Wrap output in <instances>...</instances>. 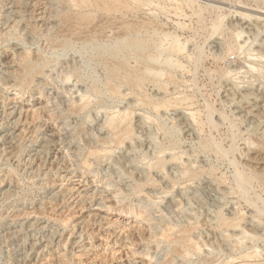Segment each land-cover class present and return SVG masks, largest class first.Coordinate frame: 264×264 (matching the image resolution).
Listing matches in <instances>:
<instances>
[{
    "label": "rangeland",
    "instance_id": "374dc122",
    "mask_svg": "<svg viewBox=\"0 0 264 264\" xmlns=\"http://www.w3.org/2000/svg\"><path fill=\"white\" fill-rule=\"evenodd\" d=\"M168 1L153 0L152 6L141 7L138 13L125 16L127 20L142 21L144 18L158 23L165 28L164 35L169 34V39H166L168 42H164L166 45L171 39L179 37L182 45L186 46V52L173 58L178 69L173 73L175 84L169 82L168 76L163 73L165 77H161L160 82L155 83L153 79L146 82L149 90L145 85L140 89L143 91L138 89L132 92L133 96L134 93L139 96L134 99L135 96H131L133 90L127 85L124 87L118 83L121 91L119 95L108 91L106 80L110 68L95 54L92 45L70 37L54 35L55 30L52 27L56 23L59 25L63 13L68 12L65 3L60 4L52 0H0V264H205L209 261L210 264L213 261V264H248L243 260H246L245 257L248 258L250 253L256 255V251L264 252V216L257 214L252 206H248L236 189V170L231 163L236 156L223 158L213 148L204 147L211 142L227 146L231 144L230 140L236 137L238 145L235 155H240L241 149L248 148L245 137L256 140L264 135V118L259 117L263 114L260 109L264 108V98H255L258 93L264 95L263 79L254 77H258V74L255 75L253 71L248 73L246 69L249 68H242L247 66L251 60L249 58H252L257 60L253 65L256 66L255 69L261 72L262 68L264 73V48L261 47L264 32H258L257 28L263 27V24H256L264 19V2L178 0L181 7L177 0ZM160 7L164 8L163 11ZM213 7L224 8L226 26L205 42L211 22L221 13ZM56 8H59L58 15L52 16L51 10ZM72 10L78 11L77 8ZM246 10L250 15H255L254 18L261 20L254 19L255 22L244 25L246 30H249H245L247 33L239 40L243 44V48L239 50L227 24L232 19L235 21L241 12L246 14ZM93 13L98 15L95 10ZM9 16L11 19L8 21L6 17ZM153 34L151 31L143 33L147 37ZM103 44L109 45L111 42L106 40ZM220 45L223 52L233 47L238 49L235 48L222 61L219 59L221 51H217L221 48ZM216 46L220 47L216 49ZM200 48L204 54L199 60ZM256 51L263 52L259 58ZM133 58L129 60V68L136 65ZM27 61L46 64L44 73L35 75L28 82V86L23 77ZM69 63H72L73 67ZM233 69L234 73L224 75L225 71L232 72ZM70 70H74L78 77H73V82H66ZM235 71H238V74ZM235 78H239L237 82H242L240 89H234L233 84L226 87L224 81L227 80L230 84V80ZM250 82L254 83V86L250 87L253 88L251 91L246 88ZM165 85H168L167 88ZM76 87L82 92L78 93ZM231 87L234 92L236 90L235 98L246 92L253 93L252 102L247 101V106L245 101L243 102L246 110L243 107V110L238 109L236 103H229L233 99L230 97L233 93ZM145 88L148 91L144 90ZM68 89L69 94L65 95V90ZM60 94L66 97L64 106L58 105L59 99L56 98ZM146 95L151 99L155 97L149 100L153 102L186 100L179 102V107L183 105L180 108L169 107L167 112L162 108L164 110L159 109L158 113L153 107L143 106L142 100H145ZM190 103L192 107L188 105ZM139 104H142V107ZM256 104H259V107H256ZM209 106L214 110L211 111L214 113L213 118L217 119L216 122L219 120L217 128L210 129L207 124ZM70 107L84 109L79 114L72 115ZM246 107L253 113L249 114ZM129 114H132L130 119L132 118L133 134L121 146L111 144L110 142L115 140V134L109 130L107 123L120 117L125 118ZM183 114L190 117L189 120L196 127H193L194 139L185 128L186 124L179 126ZM220 114H225L229 120L221 119ZM232 114H236L241 120L232 123ZM191 116H195V120ZM201 120L205 126L199 133ZM99 125L103 133L101 135L94 132V127L98 129ZM91 132H94V135ZM88 135L90 138L101 136V142L96 138L93 142ZM170 137L178 141L179 147L159 153L158 147L167 146ZM84 140L85 143L92 141V146L84 144ZM102 141L107 144L103 145ZM92 152L97 156L92 155ZM262 157L255 162L257 167H264V156ZM172 158L176 159L171 160ZM159 160L166 162L164 171L156 169ZM90 163L92 165L89 168ZM199 168L204 171L201 172L202 177L190 181L187 172L200 173ZM241 168L246 171L242 166ZM213 170L214 174L210 179V172ZM127 173L132 174V177ZM157 174L159 177H156ZM217 177L224 179L225 183H221L218 190L215 188L217 182L214 183ZM254 185L251 197L255 198V192H262L264 200V188L259 187L257 183ZM234 190L236 194L232 192ZM263 203H260L262 207ZM235 214L236 218H244L239 227H218L217 216L232 219ZM254 225L263 227L262 231L249 235ZM184 226L194 229L192 235H204V240H208L213 246H198L195 251H189L177 244L174 237ZM156 227L159 230L158 237L151 235ZM169 227L172 230L169 231ZM243 228L249 230L246 232L247 229ZM165 229H168L167 233L174 241L162 238ZM224 235H228V238ZM200 247L202 249H198ZM174 250H183L182 253L185 251L183 255L188 254L187 259L182 258L183 256L177 258L179 256ZM263 255L260 257L257 254L258 259H247L246 262L264 264Z\"/></svg>",
    "mask_w": 264,
    "mask_h": 264
},
{
    "label": "bare ground",
    "instance_id": "6f19581e",
    "mask_svg": "<svg viewBox=\"0 0 264 264\" xmlns=\"http://www.w3.org/2000/svg\"><path fill=\"white\" fill-rule=\"evenodd\" d=\"M49 1V0H48ZM52 1H57L59 2L60 4L61 3H65L67 8L68 9V12L67 13H63V16H62V19H61V22L59 23V25L56 23V25H54L52 27V29H54V35L55 36H58V37H65V38H72L74 40H77V41H83L84 43H87L88 45H92L94 47V50H95V54L99 56V59L105 64L107 65L110 69H109V76L107 78V82H106V85H107V89L109 92H111L112 94H120L121 91H120V88L118 86V83L119 84H122V86L124 85H127L131 90V93L136 91V90H140L141 88H143L145 85H146V82H149L151 81V79H153L152 81H154L155 83H158L160 82L161 80V77H167L168 76V80L169 82H174V76H173V73H174V70L177 69V63L175 64L173 62V58L178 56V55H181L184 53V51L186 52L185 48L186 46L184 47L182 45V43L180 42L179 40V37H175L173 39L170 40V42L168 43V45H166V43H164L166 41V39H169V34H165V28L161 25H159L158 23H155L149 19H144L142 18L143 20L140 21V20H135V21H132V20H127L125 19V16H127L128 14H134V13H138L142 8L144 7H148V6H152V2L153 0H52ZM161 2L162 1H165V0H160ZM168 1V0H166ZM178 1V0H177ZM176 1V2H177ZM213 1V0H211ZM261 1V0H260ZM158 2V1H157ZM170 2V0L168 1ZM174 2V1H173ZM180 1H178L177 3H179ZM204 2V1H203ZM217 2V1H216ZM264 2V0L262 1V3ZM206 3V2H205ZM53 4V3H52ZM55 4V2H54ZM53 4V5H54ZM180 4V3H179ZM210 4V3H209ZM221 4V3H220ZM51 5V4H50ZM52 5V7H54ZM155 5V4H154ZM157 5V3H156ZM178 5V4H177ZM181 5V4H180ZM213 5H216V4H213ZM223 5V4H222ZM56 6V5H55ZM158 6V5H157ZM170 6V5H169ZM188 6V5H187ZM220 6V5H219ZM226 6V5H225ZM231 6V5H230ZM242 6V5H240ZM182 7V5H181ZM180 7V8H181ZM222 7V6H221ZM221 7H213V9H216V10H220V15H217V18L215 20H213L211 22V28L208 29V33H207V36H205V42H207L211 37H213L215 34H218L220 31H222L224 29V27L226 26V24L224 23V20H225V14L223 12L224 8H221ZM224 7V6H223ZM245 7V6H244ZM247 7V6H246ZM72 8H77L78 11L77 12H74L72 10ZM155 8V6H154ZM161 10L163 11V7H160ZM163 8V9H162ZM167 8V7H166ZM179 8V11H181ZM227 8V7H226ZM225 8V9H226ZM236 8V6H235ZM59 8H56L54 10H51L53 12L52 16L54 15H58L57 14V10ZM64 9V7H63ZM63 9L61 12H63ZM178 9V8H177ZM184 9V8H182ZM202 9V8H201ZM232 9V8H231ZM93 10L97 11L98 15H94L95 13H93ZM156 10V9H155ZM189 10V9H188ZM192 10V9H191ZM238 10V9H237ZM243 10V9H242ZM240 10V11H242ZM259 10V9H258ZM165 11V10H164ZM175 11V10H174ZM177 11V10H176ZM225 11V10H224ZM247 11V10H246ZM245 11V12H246ZM143 12V11H142ZM158 12H159V9H158ZM172 12V11H171ZM219 12V11H218ZM236 12V11H234ZM248 12V11H247ZM246 14L244 13H240L239 16H236V20L234 21L233 19L231 21H229V23L227 24L228 27L231 29V34H232V39H234V42H235V45L238 46L239 50L243 48V44L239 41L240 39H243L244 37V34L247 33L246 31V28L244 27V25L248 24L249 22H255L256 20H261V18H254L255 15H250L249 12ZM153 13V12H152ZM156 13V12H155ZM185 13V12H184ZM194 13V12H193ZM239 13V12H237ZM148 14V13H147ZM157 14V13H156ZM182 14V13H181ZM234 14V13H233ZM141 15V14H140ZM230 15V13H229ZM131 16V15H130ZM183 16V15H181ZM186 16V15H185ZM142 17V16H141ZM139 17V18H141ZM160 17V16H158ZM258 17V16H256ZM260 17V16H259ZM8 19V21L11 19L10 16L9 18L6 17ZM52 18V17H51ZM182 18V17H181ZM235 18V17H234ZM256 19V20H254ZM153 20V19H152ZM186 24V23H185ZM257 25L259 24H263V27H257L258 28V32L260 31L261 33L264 32V19L263 21L260 23V22H257L256 23ZM180 25V24H179ZM182 25V23H181ZM232 26V27H231ZM168 27V26H167ZM187 27V26H186ZM256 27V26H255ZM233 28V29H232ZM254 28V27H253ZM51 29V30H52ZM246 30V31H245ZM154 32V34L150 37H147V36H144L143 33L146 32ZM252 31V30H251ZM256 31V30H255ZM252 33V32H251ZM258 34V33H257ZM163 35V36H162ZM250 35V34H249ZM256 35V34H255ZM259 35V34H258ZM161 36V37H159ZM172 36V35H170ZM177 36V35H176ZM260 36V35H259ZM168 37V38H167ZM173 37V36H172ZM171 37V38H172ZM106 40H110L111 44L109 45H106V44H103ZM218 40V39H217ZM249 40V38H248ZM220 41V40H219ZM222 41V40H221ZM242 41V40H241ZM168 42V41H166ZM243 42V41H242ZM262 44H261V47L264 48V40H261ZM77 43V42H76ZM232 43V42H231ZM245 43H246V40H245ZM220 44V43H219ZM254 44V43H253ZM67 45H70V44H67ZM186 45V44H185ZM212 45V44H211ZM218 45V44H217ZM229 45V44H227ZM231 45V44H230ZM251 45V44H250ZM221 46V45H220ZM220 46H216V49ZM253 46V45H252ZM196 47V46H195ZM229 48V47H228ZM236 47H233V48H229L228 51H224L223 52V48L221 46V48H218V52L221 51V54H220V57L219 59H221L223 61V59H226L228 55H230V53L232 51H234ZM236 48V49H238ZM245 48V47H244ZM85 49V48H84ZM253 49V48H252ZM260 49V48H259ZM89 50V48H88ZM215 50V49H214ZM226 50V49H225ZM216 51V52H217ZM255 51V50H254ZM263 51V49H262ZM262 51H256L257 52V56L258 58L260 57V55H262ZM80 52V51H79ZM212 52V51H211ZM217 52V53H218ZM199 60L202 59V56L204 54V52L202 51V49L200 48L199 50ZM210 53V52H209ZM243 53V52H242ZM247 53V52H246ZM212 54V53H211ZM215 54V53H214ZM264 54V53H263ZM184 56V55H182ZM244 56V55H243ZM246 56V54H245ZM256 56V55H254ZM253 56V57H254ZM131 57H134V61L136 63V65H133L135 66L134 68H129V60L131 59ZM193 57V56H192ZM210 57V56H209ZM215 57V55H214ZM264 57V56H263ZM262 57V59H263ZM34 58V57H33ZM244 58V57H243ZM96 59V58H95ZM176 59V58H175ZM216 59V58H213V60ZM251 59L250 61H248V67L245 65L244 67L242 68H249V69H246L248 70L247 72L250 73V71H253V73H257L258 74V77L257 76H254L256 77L258 80L259 79H263V86H264V73L262 72V68H261V72L258 71V69H255L256 66H253L255 63V59H252V58H249ZM261 59V60H262ZM34 60V59H33ZM260 60V59H259ZM41 61V60H40ZM133 61V62H134ZM176 61V60H175ZM73 62V61H72ZM132 62V61H130ZM228 62V61H227ZM40 63V62H39ZM91 63V62H90ZM181 63V62H180ZM70 64V63H69ZM68 65V63H67ZM72 66V63L70 64ZM205 65V64H204ZM208 65V63H207ZM242 65V64H241ZM259 65V64H258ZM178 66H180L178 64ZM215 66V65H214ZM221 66V65H220ZM44 67H46V64L44 62L38 64V63H34V62H30V61H27L24 65V72H25V75L23 76L24 77V80L25 82L27 83V86L29 85V81L35 76V75H42L44 73ZM70 66L68 65V68ZM73 67V66H72ZM184 67V66H183ZM67 68V69H68ZM90 68V67H88ZM239 69V68H238ZM92 70V69H91ZM178 70V69H177ZM230 70V69H229ZM260 70V69H259ZM203 71V70H202ZM231 71V70H230ZM245 71V69H244ZM256 71V72H254ZM237 72L236 74H238V71H235ZM241 72V71H240ZM247 72L245 74H247ZM163 73H166L165 76H163L162 74ZM206 73V72H205ZM232 73H234V69L232 72H226L225 71V74L224 75H231ZM192 74V73H191ZM241 74V73H239ZM255 74V75H257ZM235 75V74H234ZM94 76V75H93ZM152 76V77H150ZM237 76H240V75H237ZM242 76V75H241ZM73 77H78V74L74 71V70H70L69 72V75L67 76L66 78V82H71ZM233 77V76H232ZM236 77V76H235ZM244 77V75H243ZM176 78V76H175ZM247 78V76H246ZM245 78V79H246ZM253 78V77H252ZM104 79V78H103ZM166 79V80H167ZM239 79V78H238ZM238 79H231L230 80V84L229 82L224 81V83H226V87L229 86V85H232L235 89V87H237V89H240V84H242V82H237ZM65 80V79H64ZM164 80V79H163ZM250 80V79H249ZM252 80V79H251ZM256 80V79H255ZM75 81V80H73ZM72 81V82H73ZM79 81V80H78ZM100 81V80H99ZM118 81V82H117ZM180 81V80H178ZM176 81V82H178ZM9 82V81H8ZM7 82V83H8ZM32 82V81H31ZM95 82H97L95 80ZM101 82V81H100ZM102 82H105V81H102ZM223 82V81H222ZM261 82V81H260ZM6 83V82H5ZM166 83V82H165ZM168 83V82H167ZM223 83V84H224ZM256 83V82H255ZM262 83V82H261ZM260 83V84H261ZM70 84V83H69ZM149 84V83H148ZM170 84V83H169ZM175 84V82H174ZM222 84V83H221ZM254 83H249V85L246 87L249 89V91H251L253 88H250L253 85ZM160 88H162V84H158ZM245 84H243L244 86ZM75 86V85H74ZM102 86V84H101ZM121 86V88H122ZM166 86V85H165ZM168 86V85H167ZM166 86V88H167ZM178 86V85H177ZM16 87V86H15ZM18 87V86H17ZM25 88L24 86H21V88ZM80 87V86H79ZM97 87V86H96ZM147 87V85H146ZM149 87V86H148ZM147 87V88H148ZM175 87V86H174ZM222 87V86H221ZM242 87V86H241ZM20 88V87H19ZM72 88V87H70ZM77 88V87H76ZM81 88V87H80ZM177 88V87H176ZM223 88V87H222ZM225 88V87H224ZM232 88V87H231ZM260 88V87H259ZM78 89V88H77ZM152 89V88H151ZM163 89H164V86H163ZM162 89V90H163ZM226 89V88H225ZM224 89V90H225ZM234 89L232 88L231 91H233V93H231L230 97L232 96L233 99L231 100V102H229L230 104L231 103H236L238 104L239 107H237L238 109H242L243 108L245 109V107H243V102L245 101V104L247 101H251L252 99V96H253V93L252 94H249L246 92V94H237L239 95L238 98H235L236 96V90L234 92ZM247 89V90H248ZM264 89V88H263ZM24 90V89H23ZM146 90V88L144 89ZM149 90V88H148ZM146 90V91H148ZM156 90V89H155ZM175 90V89H174ZM229 90V89H228ZM246 90V89H245ZM244 90V91H245ZM69 89L68 90H65V95L69 94ZM129 91V92H130ZM140 91H143V90H140ZM165 91V90H164ZM172 91V90H170ZM243 91V90H242ZM254 91V90H253ZM78 93H81L82 90H79L77 91ZM75 92V93H77ZM104 92V91H103ZM152 92V91H151ZM155 92V91H154ZM166 92V91H165ZM200 92V91H199ZM227 92V91H226ZM241 92V91H240ZM71 93V92H70ZM110 93V94H111ZM126 93V92H124ZM122 93V97H123V94ZM139 93V92H138ZM157 93V91L155 92ZM257 93V92H256ZM109 94V93H108ZM135 97L133 96V93L131 96L135 98H139V96L134 93ZM229 94V93H228ZM263 93H258V94H254L255 95V98H257V100L259 98H264V95L262 96ZM65 95L63 94H60L57 95V98L56 99H59V103L58 105H63L66 104L65 101H66V97ZM81 95V94H80ZM126 96H129V94H125ZM124 95V97H126ZM159 95V94H158ZM194 95V94H193ZM83 96V94H82ZM85 96V95H84ZM83 96V97H84ZM147 96V95H146ZM145 96V100H142L144 103H143V106L144 107H147V106H150V107H153L154 110L156 109V111L159 113L160 111L164 110L162 108H165V111L166 109H168L169 107H172V108H180L182 106L179 107V105H181L180 103L182 101H178V100H169V101H163V102H158V101H149L151 99V97H148V99L146 98ZM228 96V95H227ZM83 97H82V100H83ZM86 97V96H85ZM84 97V98H85ZM121 97V95H120ZM141 97V96H140ZM231 97V98H232ZM241 97V98H240ZM118 98V97H117ZM153 98L155 99V97H152L151 100H153ZM241 99V101H239L238 99ZM141 99V98H140ZM143 99H144V96H143ZM158 99V98H157ZM167 99V98H166ZM193 99V98H192ZM190 99V100H192ZM90 100V99H89ZM181 100V99H180ZM184 101L186 99H183ZM188 100V99H187ZM189 100V102H190ZM195 100V99H193ZM227 100V98H226ZM225 100V101H226ZM88 101V100H87ZM183 101V102H184ZM238 101V102H236ZM67 102V101H66ZM141 103V101H138ZM180 102V103H179ZM182 102V103H183ZM193 102V101H192ZM252 102V101H251ZM250 102V103H251ZM94 103V102H93ZM187 103V102H186ZM194 103V102H193ZM228 103V104H229ZM192 103L188 104V105H191ZM249 104V103H248ZM78 105V104H77ZM84 105V104H83ZM91 105V104H90ZM135 105V104H134ZM187 105V107H188ZM261 105V104H260ZM263 105V104H262ZM87 106V104H86ZM140 106V104H139ZM178 106V107H177ZM225 106H226V103H225ZM245 106V105H244ZM247 106V104H246ZM256 107H259V104H256L255 105ZM133 107V106H132ZM142 107V104L141 106ZM143 107V108H144ZM190 107V106H189ZM192 107V105H191ZM243 107V108H242ZM261 107V106H260ZM71 108V107H70ZM152 108V109H153ZM184 108V107H183ZM185 108H186V105H185ZM217 108V107H216ZM235 108V107H234ZM247 108V107H246ZM84 108L83 107H76L75 109H72L71 108V113L70 114H79ZM86 109V108H85ZM132 109V108H131ZM145 109V108H144ZM148 109H150L148 107ZM159 109H161L160 111H158ZM209 109H210V112L208 113L207 115V124L210 126V129L211 128H217V125L219 124L218 121L216 122V120L213 118V115L214 113L212 114V110L213 108L211 106H209ZM249 110V108H247ZM255 109V108H253ZM252 109V110H253ZM263 109V110H262ZM262 109H260L261 111H263V114L259 115L262 116L261 118H264V108L262 107ZM199 110V109H198ZM221 110V109H220ZM237 110V109H236ZM246 110V109H245ZM258 110V109H257ZM186 111V110H185ZM214 111V110H213ZM235 111V110H234ZM132 112V114L134 113L133 111H130V113ZM167 112V111H166ZM169 112V111H168ZM195 112V111H194ZM201 112V111H199ZM233 112V111H231ZM249 114L253 113V111H251V109L249 111H247ZM129 113V112H127ZM185 113V112H184ZM192 113V112H191ZM132 114H129L127 115L125 118H117V119H114V120H110V122H108V127H109V130L111 129L112 133L115 134L112 135L115 137V140H113L112 142H110L111 144L112 143H115L117 146H121V144H125V140L129 137H131V135L133 134V128H132V118L130 119V117L132 116ZM190 114V113H189ZM194 114V113H193ZM246 114V113H245ZM255 114V113H254ZM99 115V114H98ZM125 115H126V112H125ZM181 115V113H180ZM184 115V116H183ZM182 117L180 118V123H179V126L181 124V127H182V124H186L185 128L188 129V132L190 136H192V138L194 137L195 138V132H193V129H195L196 127L192 125V122L189 120V118L187 116H185V114H183ZM202 115V114H201ZM233 115V114H232ZM243 115V114H241ZM247 115V114H246ZM245 115V116H246ZM257 115V114H256ZM82 116V115H81ZM129 116V117H128ZM165 116V115H164ZM221 116V114H220ZM244 116V115H243ZM242 116V117H243ZM248 116V115H247ZM96 117V116H95ZM94 117V118H95ZM194 117L195 116H191ZM223 120H229V117H227L225 114H223L221 116ZM233 119L232 120L233 122L232 123H236L238 121H240L241 119H239L237 117L236 114L233 115ZM199 118V117H198ZM179 120V119H178ZM195 120V119H194ZM200 120V119H199ZM260 120V119H259ZM264 120V119H263ZM97 121V120H96ZM109 121V120H108ZM203 120H201L199 123H200V126H201V129L199 131V133H201L204 129V123L202 122ZM89 122V121H88ZM196 122V121H195ZM258 122V121H257ZM256 122V123H257ZM261 122V121H260ZM141 123V122H140ZM247 123V122H246ZM242 124V123H241ZM253 124V123H252ZM198 125V124H197ZM258 125V124H257ZM102 126V125H101ZM134 126V125H133ZM195 127V128H193ZM251 127V126H250ZM249 127V128H250ZM184 128V129H185ZM200 128V127H199ZM235 128V127H234ZM183 129V128H182ZM248 128H246L247 130ZM108 130V131H109ZM140 130V128H139ZM162 130V129H161ZM214 130V129H213ZM245 130V131H246ZM257 130V129H256ZM262 130V129H261ZM191 131H192V134H191ZM196 131V130H195ZM82 132V131H81ZM90 132V131H89ZM88 132V133H89ZM94 132H96V134H103L102 133V130H101V127L99 125V128L97 129L96 127H94ZM94 132L92 133L94 135ZM198 132V131H197ZM206 132V131H205ZM204 132V133H205ZM213 131H211L212 133ZM238 132V131H237ZM236 132V133H237ZM87 133V132H85ZM105 133V132H104ZM233 135H234V132H232ZM249 133V132H247ZM84 134V133H83ZM153 134V133H151ZM156 134V133H155ZM197 134V133H196ZM244 134V132H243ZM89 135H91L89 133ZM88 135V136H89ZM81 136V135H79ZM157 136V135H156ZM231 136V134H230ZM101 136H95L93 138H90L89 136V139H91L93 142H95V138L98 140V142H101V139H100ZM152 137V136H151ZM169 137V136H168ZM174 137V136H173ZM200 137V136H199ZM198 137V138H199ZM248 137V136H247ZM247 137H245V144L248 146V148L246 149H241V152H240V155L239 153H237V155H235L236 151H237V138L234 137L231 141V144H227L226 145H223V144H219V143H216V142H210L209 144H206L204 147L205 148H213L217 154H219L221 157L223 158H228L230 156H236L233 161L231 162L232 165L235 167V170H236V175H235V181H236V186L238 189L237 191L239 192V194L241 195V197H243L245 199L244 202H246L248 204V206H252L255 210H256V213L257 214H261L262 216H264V207H262V205L260 204L261 202H264V200L262 199L263 195H262V192L261 193H257L255 192L254 190V194H255V198L254 197H251V191L254 189V184L257 183L259 185V187L261 188H264V167H257L255 165V162L257 160H259L260 158H263L262 156H264V135L260 137V139H256L255 138H249L247 139ZM259 137V136H258ZM5 138V137H4ZM171 140L169 141V144L167 146L165 145H162L160 147H158V152L159 153H165L166 151L168 152V150H175L179 147V143L178 141L172 137H170ZM188 138H191V137H188ZM193 138V139H194ZM154 139V138H153ZM192 139V140H193ZM44 140V139H43ZM46 140V139H45ZM111 140V139H110ZM168 140V139H167ZM48 141V140H47ZM82 141H83V136H82ZM91 141V143H92ZM133 141V139H132ZM242 141V139H241ZM103 142V145L107 144L105 141H102ZM149 142V141H148ZM91 143H85V140H84V144H88V146H92ZM150 143H152L150 141ZM149 143V144H150ZM244 143V142H242ZM165 144V143H164ZM228 145H229V148H228ZM147 146V145H146ZM153 146V144H152ZM246 146V147H247ZM227 147V148H226ZM241 147V146H240ZM130 148V147H129ZM240 149V148H239ZM48 150V149H47ZM99 150V149H98ZM179 150V149H178ZM96 151V150H95ZM94 151V152H95ZM92 152L91 154L94 155V156H97L96 153ZM99 152V151H97ZM173 152V151H172ZM213 152V151H212ZM90 154V155H91ZM216 154V155H217ZM160 155V154H159ZM239 155V156H238ZM39 156V155H38ZM93 157V156H92ZM176 157V156H175ZM176 159V158H175ZM174 158H172L171 160H175ZM178 159V158H177ZM230 159V158H229ZM219 160V159H218ZM228 160V159H227ZM194 162V161H193ZM192 162V163H193ZM196 162V161H195ZM101 163V162H100ZM120 163V162H119ZM197 163V162H196ZM201 164V163H199ZM199 164L195 165V164H191L192 166H198ZM230 164V163H229ZM92 165V163H90L88 166L90 168V166ZM189 165V164H188ZM200 166V165H199ZM198 166V167H199ZM241 166L246 170V171H243ZM204 167V166H203ZM166 168V162L162 161V160H159L156 164V169H159V171H164L163 169ZM189 168V167H187ZM191 168V167H190ZM193 168V167H192ZM171 169V168H170ZM201 169V168H199ZM213 169V168H212ZM211 169V170H212ZM234 169V168H233ZM202 170V169H201ZM200 170V173L199 171L198 172H187L188 173V179L191 181L193 180H196V179H199L202 177V174L201 172L203 173L204 171ZM158 173V172H157ZM186 173V172H185ZM184 173V174H185ZM186 173V174H187ZM126 174V173H125ZM128 174V173H127ZM214 174V170L210 172V179L212 178L211 176ZM128 175H131L132 177V174H128ZM209 175V174H208ZM217 175V174H216ZM219 175V174H218ZM185 176V175H184ZM135 177V176H133ZM156 177H159V174H157ZM216 177V176H215ZM213 177V178H215ZM221 177V176H219ZM139 178V177H138ZM143 178V177H142ZM140 178L139 180L141 181ZM218 178V177H217ZM216 180L214 179V183H216L217 185L215 186V188H220L221 187V183L223 184L224 183V179L222 180L221 178H218ZM209 178H207L208 180ZM137 182L139 181L138 179H136ZM203 180V179H202ZM206 180V179H205ZM139 181V182H140ZM142 182V181H141ZM189 182V181H188ZM227 182V181H226ZM209 183V182H208ZM213 183V185H214ZM140 184V183H139ZM225 184V183H224ZM172 185V184H171ZM211 185V183H210ZM174 186V185H173ZM227 186V185H226ZM172 187V186H171ZM173 188V187H172ZM204 188V187H203ZM207 188V187H206ZM210 188V187H209ZM138 189V188H137ZM230 189V188H229ZM232 189V188H231ZM207 190V189H205ZM213 190V189H212ZM220 190V189H219ZM223 190V189H222ZM233 190V189H232ZM264 190V189H263ZM227 191V190H226ZM219 192V191H218ZM223 192V191H222ZM234 192L235 194L237 192L232 191ZM253 192V191H252ZM181 193V191H180ZM179 193V194H180ZM214 193V192H213ZM229 193V192H227ZM225 193V194H227ZM181 195V194H180ZM183 195H185L183 193ZM182 198V197H181ZM239 198V197H238ZM263 200V201H262ZM261 201V202H260ZM172 203V201H171ZM170 203V204H171ZM264 204V203H263ZM175 205V204H174ZM172 206H173V203H172ZM148 207V206H147ZM173 208V207H172ZM150 211V210H149ZM254 214V213H252ZM256 214V215H257ZM235 217L234 218H230V219H224L223 217H216V219L218 218V227L220 229H223V227L225 228L226 226L228 227H231V229L233 228H237L240 226V223L241 221H243V217H239V218H236L237 217V214L234 215ZM256 218V216H254ZM258 217V216H257ZM260 217V216H259ZM263 218V217H262ZM200 221V220H199ZM231 221V222H230ZM237 222V223H235ZM187 223V222H186ZM205 224V223H204ZM170 226V225H169ZM187 226V225H185ZM185 226L183 228H181L178 233L176 232V234H180V236H177L175 235L174 237V240L177 241V244L179 243V245L183 246V247H186L187 250L189 251H195V249L198 247V246H202V248L205 246V247H212L213 244H211L208 240L205 241L204 239V235H192L194 229L193 228H185ZM192 226V225H191ZM168 227V226H167ZM166 227V228H167ZM171 227V226H170ZM169 227V231H170V228ZM242 227V226H241ZM154 227H152L153 229ZM173 228V227H172ZM195 228V227H194ZM218 228V229H219ZM263 228V227H261ZM260 228V226L258 225H254L253 228H251L250 230V233L249 235L252 233H255L257 234L258 232H260V230L262 231V229ZM158 228L156 227V229H154V232L153 230L151 231V233L153 232V236H157L159 233L157 230ZM175 229V228H174ZM173 229V230H174ZM243 229H247V228H243ZM165 231L163 232H160L162 234V238H164L166 241L169 239L170 241H174L173 240V237L171 239V236L167 233V230L168 229H165ZM172 230V229H171ZM228 230V229H226ZM249 229L246 230V232L248 231ZM168 231V232H169ZM223 232L225 230H222ZM226 232V231H225ZM229 232V230L227 231ZM244 232V231H242ZM224 234V233H223ZM159 235V236H160ZM168 235V236H167ZM247 235V234H245ZM170 236V238H169ZM196 236V237H195ZM228 236V235H227ZM227 236L224 235V237L226 238ZM253 237H255L254 235H252ZM152 236H150L151 238ZM158 237V236H157ZM222 237V235H221ZM250 237V236H249ZM228 238V237H227ZM247 238V237H246ZM252 239V237H250ZM264 238V237H263ZM231 239V238H230ZM249 239V238H248ZM254 239V238H253ZM252 239V240H253ZM261 239V238H260ZM168 240V241H169ZM220 240V238H219ZM226 240V239H225ZM251 240V241H252ZM197 241V242H196ZM217 241V240H216ZM229 241V240H228ZM250 241V239H249ZM250 241V242H251ZM42 242V240H41ZM174 243V242H173ZM222 243V241H221ZM237 243V242H236ZM191 244V245H190ZM224 244V243H222ZM235 244V243H234ZM238 244V243H237ZM251 244V243H250ZM233 245V244H232ZM236 245V244H235ZM248 245V244H247ZM35 246V245H34ZM217 246V245H216ZM246 246V244H245ZM257 247V246H256ZM255 247V248H256ZM201 247L198 248V249H202ZM236 248L237 245H236ZM174 249V248H173ZM181 249V248H180ZM216 249V248H215ZM219 249V248H218ZM254 248H252L253 250ZM217 250V249H216ZM183 251V250H182ZM180 250H174V253H177V255L179 257L177 258H180V256L182 258L186 257L187 259V256H186V253H185V256L183 255V252ZM237 251V250H236ZM255 251V250H254ZM262 251V250H261ZM261 251H258V252H261ZM264 251V250H263ZM249 252V251H248ZM256 251V253L262 257L263 253L264 252H261V253H258ZM173 253V252H171ZM189 253V252H188ZM257 254L255 255L250 253V255L248 256V258L245 257V259L247 260H250L251 259L253 260L254 258L258 257ZM243 255V254H241ZM245 255V254H244ZM172 256V255H171ZM174 256V254H173ZM176 256V255H175ZM174 256V257H175ZM233 256V255H232ZM264 256V255H263ZM235 257V256H234ZM232 258V257H231ZM237 258V257H236ZM234 258V259H236ZM264 258V257H263ZM185 259V258H184ZM214 260V259H213ZM240 260V259H239ZM238 260V261H239ZM246 260H243L245 261V263H248V264H254V262H246ZM233 261V260H232ZM237 261V262H238ZM241 261V260H240ZM239 261V262H240ZM256 261V260H255ZM264 261V259H263ZM172 262V261H171ZM203 262H207V261H203ZM211 263V261H209ZM209 262L205 263V264H210ZM214 262V261H213ZM212 262V264H213ZM226 263V262H225ZM228 263V262H227ZM232 263V262H231ZM235 263V261H234ZM244 263V262H243ZM241 263V264H243ZM239 264V263H238Z\"/></svg>",
    "mask_w": 264,
    "mask_h": 264
}]
</instances>
